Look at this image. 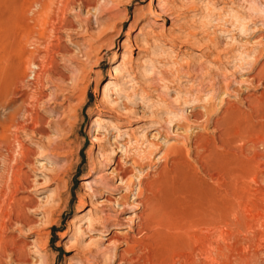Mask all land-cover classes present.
I'll return each mask as SVG.
<instances>
[{"label":"rangeland","instance_id":"obj_1","mask_svg":"<svg viewBox=\"0 0 264 264\" xmlns=\"http://www.w3.org/2000/svg\"><path fill=\"white\" fill-rule=\"evenodd\" d=\"M260 34L264 0H0V263L264 264Z\"/></svg>","mask_w":264,"mask_h":264},{"label":"bare ground","instance_id":"obj_2","mask_svg":"<svg viewBox=\"0 0 264 264\" xmlns=\"http://www.w3.org/2000/svg\"><path fill=\"white\" fill-rule=\"evenodd\" d=\"M50 3V2H49ZM87 4V3H86ZM65 6V5H64ZM48 8V7H47ZM46 15V14H45ZM239 26V25H238ZM242 27H244V23L242 22V24H241V28ZM223 30V29H222ZM225 31V30H224ZM222 32V31H221ZM225 32H228L229 33V31L227 30V31H225ZM260 35H262V34H260ZM263 37H264V34L262 35ZM261 36H259V38H260ZM245 53L244 52H242L239 56H240V58L241 59H243V60H245L246 59V54H245V56H243ZM261 55V54H260ZM236 56H238V55H236ZM116 57H118V54H117V52H115V54H114V58H113V60L115 61V59H116ZM125 57V56H124ZM123 57V58H124ZM234 58V57H233ZM232 58V59H233ZM248 58V57H247ZM220 60H222L221 59V57L219 58ZM231 59V58H230ZM239 60V59H238ZM231 62V61H230ZM233 62H234V60H233ZM113 63V62H112ZM45 68V67H44ZM116 69H115V71L117 72V71H119V70H117V69H119L120 67L117 65L116 67H115ZM122 68V67H121ZM42 70V69H41ZM44 72V71H43ZM120 73L122 72V70L121 71H119ZM41 73V72H40ZM41 75L42 74H39L38 76H40L41 77ZM40 77H38L39 79H40ZM42 79V78H41ZM39 82H41L40 80H39ZM108 91H109V84H107L106 86H105V93H108ZM31 99H33V96L31 97V98H28V101L30 100V102H28V108H27V110L25 109V112L23 113V118L25 119V121L24 122H19V123H15V126H14V128L16 129V131H22V130H29V131H31L32 133H36V132H39V133H43V129H42V127H39L40 126V120H39V115L38 114H36L37 113V111L36 112H34L33 110V108H34V106L35 105H37L36 104V102H32V100ZM40 102V101H39ZM37 107V106H36ZM35 107V108H36ZM207 107V106H206ZM36 109H38V108H36ZM213 110V109H212ZM24 111V110H23ZM41 119V118H40ZM104 121L103 119H101V118H97L96 117V119H95V121L97 122V121ZM99 121V122H100ZM39 127V128H38ZM47 133V132H46ZM96 133V132H95ZM18 134V133H17ZM19 135V134H18ZM18 135H16V142H18V144L20 145V147H21V149H23L22 151H21V154H23L24 155V151H25V148H26V146L21 142V141H19L20 139L18 138ZM97 139V137L94 135L93 136V140H96ZM97 141V140H96ZM37 147V146H36ZM172 148V147H171ZM27 149H28V147L26 148V151H27ZM10 150V149H9ZM13 150V149H12ZM28 150H30V148L28 149ZM32 150V149H31ZM42 151V150H41ZM53 151V150H52ZM28 152V151H27ZM26 152V153H27ZM46 154V153H45ZM43 155V157H45V156H47V155ZM27 155V154H26ZM26 155H24L23 157H25ZM40 155V154H39ZM28 156V155H27ZM26 156V157H27ZM51 156V155H50ZM22 157V156H21ZM25 157V158H26ZM24 158V159H25ZM23 158H21V160H22ZM23 159V161H24V163H25V160ZM29 159V158H28ZM47 159V158H46ZM136 161V160H135ZM134 160H133V162H134V164H136L137 165V163H139V162H135ZM21 162V161H20ZM27 162V161H26ZM31 162V161H30ZM133 162H132V164H133ZM19 165V164H18ZM18 165H16V166H18ZM22 165H23V162H22ZM140 165V164H139ZM135 166V165H134ZM138 166V165H137ZM8 167V166H7ZM19 167H20V165H19ZM23 167V166H22ZM119 167V166H118ZM136 167V166H135ZM12 168H15L14 166H12ZM18 168V167H17ZM17 168H15V170H17ZM21 168V167H20ZM11 169V168H10ZM22 170V169H21ZM12 171H13V173H14V170L12 169ZM12 171L10 172V173H12ZM18 171V170H17ZM17 171L14 173V174H18L19 175V172L17 173ZM117 171H118V176H119V178L118 179H121L120 181L122 182V179H123V175H125V174H127L128 172H130V171H132V170H129V169H117ZM22 172V171H21ZM10 173L8 174L9 176V178H10ZM24 173V172H23ZM13 174V175H14ZM22 174V173H21ZM20 176H22V177H26L27 175L25 174L24 176L23 175H20ZM13 177H15V176H13ZM24 177V178H25ZM21 178V177H20ZM13 179V178H12ZM16 180L18 179V178H15ZM14 179V180H15ZM27 178H25V180H26ZM13 180V181H14ZM25 180H24V182H21V180L19 179V180H17L18 182L20 181V184L18 183V182H15V183H18L21 187H23L24 185H27V187H28V182H25ZM22 181H23V179H22ZM9 182H11V181H9ZM101 182H103V183H101ZM132 181H130V183H131ZM120 183V182H119ZM7 185H9L10 186V184L9 183H6ZM17 184V185H18ZM86 186H88L89 188H92L93 189V187L92 186H89L90 185V181L89 180H86L85 181V183H84ZM95 186H97V188L99 187V186H103V188H105V189H115L116 188V186H112V184H110L109 183V181L106 179L105 180V178H103V176L101 175V173L100 174H98V175H96V177H95V182L93 183ZM17 185L16 184H14V186L15 187H17ZM18 185V186H19ZM145 187H146V184H143ZM12 186H13V184H12ZM15 187H13V189H14V192L11 194L13 197H16L15 196V192H19V189L18 188H16V190L17 191H15ZM139 187V186H138ZM7 188H8V186H7ZM24 188V187H23ZM127 188V187H126ZM12 189V190H13ZM22 189V188H21ZM30 189V188H29ZM32 189V188H31ZM96 190V189H95ZM98 190V189H97ZM127 190L128 191H130L131 190V185L130 184H128V188H127ZM144 190H145V188H143V187H141V185H140V187H139V192H138V197H140L143 193H144ZM148 190V189H147ZM4 191V190H3ZM99 191V190H98ZM5 192V191H4ZM4 192H2V193H4ZM17 192V193H18ZM15 193V194H14ZM6 194V193H5ZM5 194H4V196H5ZM18 195V194H17ZM2 196V195H1ZM3 196V197H4ZM19 196V195H18ZM148 197V196H147ZM0 198H2V197H0ZM18 197H16V199H17ZM27 198V197H26ZM14 199V198H13ZM124 199L125 200H127L128 199V196L126 195L125 197H124ZM2 199H0V202H2L3 203V201H1ZM22 200V198H20L19 199V204L17 205V215L16 214H14L15 215V218H12V217H10L9 215H7V216H9L11 219H6L5 217H2L3 216V213H4V216H5V212H3L2 214H1V216H0V231H2L3 232V234L5 233V231L7 230V229H9V227H11L12 226V222H14V223H24V224H27L28 222L30 223V219L29 218H27L28 216H25V212H24V208H25V206H22L21 205V203L20 202H22L21 201ZM27 200V199H26ZM25 200V201H26ZM30 200H32V199H30ZM14 201H17V200H14ZM25 201H23L24 203H26ZM28 201V200H27ZM22 202V203H23ZM1 205V204H0ZM23 205H25V204H23ZM28 205V207H29V205H30V203L29 204H27ZM1 207V206H0ZM144 207V206H143ZM2 208V207H1ZM148 209L150 208V207H147ZM152 209V208H151ZM3 210H5V209H3ZM14 210H16V209H14ZM26 211V210H25ZM2 212V211H1ZM0 212V213H1ZM8 213V212H7ZM12 214V213H11ZM28 215V214H27ZM141 215V214H140ZM139 215V216H140ZM153 215V214H152ZM6 216V217H7ZM108 220H111V217L110 216H106L105 218H102V220H100V222H102L103 223V228H106L107 227V223H108ZM143 221V223H141L143 226V228L145 227V229L148 227V224L150 223H152L155 219H153L152 220V216L151 215H149V214H147V213H142V215L140 216V221ZM98 220H96V222H97ZM124 221V220H123ZM141 221V222H142ZM140 223V222H139ZM211 223V222H210ZM94 224V223H93ZM93 224H91V225H93ZM212 224H214V223H212ZM139 225V224H138ZM152 225V224H151ZM123 225L122 224H118L117 223V225H116V228L117 229H120L121 227H122ZM142 227H139V228H142ZM210 229H212V228H210ZM218 229V228H217ZM140 230V229H139ZM149 230V229H148ZM151 230V229H150ZM214 230H216V229H214ZM7 231H9V230H7ZM2 232H0L1 233V235L2 236H4L3 234H2ZM145 232V231H144ZM211 232H212V230H211ZM214 232V231H213ZM212 232V233H213ZM216 232H218V230L216 231ZM140 234V233H139ZM145 234V233H144ZM147 234V233H146ZM205 234V233H204ZM203 234V235H204ZM207 234H208V232H207ZM39 235V234H38ZM115 236H116V234H114ZM209 235H210V233H209ZM211 235H213V234H211ZM2 236H0L1 237V243H2V239H4ZM8 236V235H7ZM205 236V235H204ZM217 236V235H216ZM216 236H211L212 238H214V239H216L215 237ZM5 237H6V235H5ZM11 237H13V236H11ZM39 237V236H38ZM113 237V236H112ZM118 237V236H117ZM129 237V236H128ZM201 237H202V235H201ZM209 239H210V237L209 236H207ZM9 238H10V236H9ZM36 238V237H35ZM12 239V238H11ZM10 239V240H11ZM38 239V238H37ZM133 238H131V239H126V241L127 242H125V243H127V246H128V249H126L125 251V253H131V249H133L134 248V245H136L137 244V242H135L134 240H132ZM10 240L8 239L7 241L9 242V244H11L10 243ZM36 240V239H35ZM205 240V239H204ZM4 241H6V240H4ZM6 241V242H7ZM13 242V241H12ZM204 242V241H203ZM0 243V245H2ZM5 243V242H4ZM4 243H3V245H4ZM17 243V242H16ZM22 243H24V242H22ZM196 243H198V241L196 242ZM9 244H6V246L7 245H9ZM13 244V243H12ZM15 244V243H14ZM20 244V243H19ZM140 244V243H139ZM138 244V245H139ZM199 244V243H198ZM23 245H26L25 243L23 244ZM23 245H20V246H15V248H16V250L15 251H13L12 250V248L10 249L9 247L7 248L8 250L10 249V250H12L13 252L12 253H15V255H16V258H14V259H16L18 262H24V261H26V259H25V257H24V253L26 252L25 250L27 249H25L24 250V252H23V249H24V247H23ZM142 245V244H141ZM199 245H201V244H199ZM11 246V245H10ZM202 246H204L203 244H202ZM208 246H210V247H213V244L211 243V242H209L208 243ZM26 247V246H25ZM14 248V249H15ZM205 248H208V247H204V248H202V250H204ZM214 248V247H213ZM213 248H211V249H213ZM4 249H6V248H4ZM135 250V249H134ZM133 250V251H134ZM209 250V249H208ZM215 250V249H214ZM0 251H2V250H0ZM4 251H6V250H4ZM9 252V251H8ZM206 252H208L207 250H206ZM2 253H4V252H0V255H2ZM5 253H7V251L5 252ZM204 253H205V250H204ZM210 254H211V252H210ZM118 255V254H117ZM207 256L206 257H209L210 255H209V252H208V254H206ZM212 255V254H211ZM3 256H5L4 254H3ZM14 256V255H13ZM26 257H28V256H26ZM120 257H121V261L124 263V264H126V263H129V264H136L137 263V260L135 259V258H126L124 255H120ZM212 257V256H211ZM211 257H209V259L211 258ZM2 259H0V261H1ZM195 260V259H194ZM27 261H29V260H27ZM4 262V261H3ZM16 262V261H15ZM2 263V262H1ZM0 263V264H1ZM28 263V262H27ZM25 264V263H24ZM121 264V263H120Z\"/></svg>","mask_w":264,"mask_h":264}]
</instances>
